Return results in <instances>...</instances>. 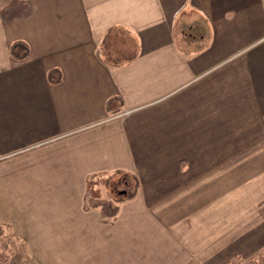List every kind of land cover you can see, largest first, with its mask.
Returning <instances> with one entry per match:
<instances>
[{
  "label": "crops",
  "instance_id": "1",
  "mask_svg": "<svg viewBox=\"0 0 264 264\" xmlns=\"http://www.w3.org/2000/svg\"><path fill=\"white\" fill-rule=\"evenodd\" d=\"M0 223L37 264L255 258L264 0H0Z\"/></svg>",
  "mask_w": 264,
  "mask_h": 264
},
{
  "label": "trees",
  "instance_id": "2",
  "mask_svg": "<svg viewBox=\"0 0 264 264\" xmlns=\"http://www.w3.org/2000/svg\"><path fill=\"white\" fill-rule=\"evenodd\" d=\"M29 13L30 7L28 4L13 1L8 7L2 10L1 18L4 22H10L13 19L24 17ZM20 46L21 44L18 43L13 46V49H11V54L16 60H22L28 56V51H26L24 54H21L19 51H17V48ZM139 186V182L136 179L134 192L120 199L119 201L133 198L136 195ZM89 202L92 207L100 208L102 213L107 216L113 217L118 213V208H113V203L110 200H101L92 195L89 199ZM9 230H11L10 226L0 223V244L2 248V250H0V263L3 264H9V260L16 253V246L18 245L16 241L17 238L15 236H8L7 232H9ZM225 264H264V250H262L255 258L248 260H241L240 258H235L226 262Z\"/></svg>",
  "mask_w": 264,
  "mask_h": 264
},
{
  "label": "rangeland",
  "instance_id": "3",
  "mask_svg": "<svg viewBox=\"0 0 264 264\" xmlns=\"http://www.w3.org/2000/svg\"><path fill=\"white\" fill-rule=\"evenodd\" d=\"M105 185L107 189L113 194L114 199L117 201L118 199H122L133 193L135 188V182L133 178L126 177L123 174H118L107 179L105 181ZM7 234L8 236H15L17 238L16 241L18 244H16V253L9 260V264H37L34 262L33 255L28 252L27 246H25V244L19 239L18 235L12 230H9ZM0 250H2L1 244Z\"/></svg>",
  "mask_w": 264,
  "mask_h": 264
}]
</instances>
